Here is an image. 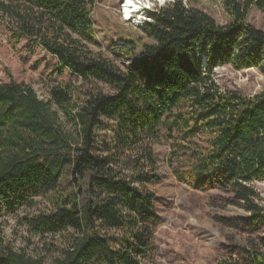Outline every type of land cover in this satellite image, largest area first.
<instances>
[{
  "label": "trees",
  "instance_id": "obj_1",
  "mask_svg": "<svg viewBox=\"0 0 264 264\" xmlns=\"http://www.w3.org/2000/svg\"><path fill=\"white\" fill-rule=\"evenodd\" d=\"M95 1L0 0L16 42L38 44L84 83L54 85L48 101L25 82L0 84V218L30 210L23 221L35 235L64 239L54 264H156L148 185L161 179L154 146L166 139L179 180L226 192L264 225V91H223L214 78L225 65L264 75V31L247 20L264 0H223L225 25L183 0L149 10L150 42L125 41L124 68L88 47ZM260 246L218 264H264V236ZM0 264L46 262L0 238Z\"/></svg>",
  "mask_w": 264,
  "mask_h": 264
},
{
  "label": "rangeland",
  "instance_id": "obj_2",
  "mask_svg": "<svg viewBox=\"0 0 264 264\" xmlns=\"http://www.w3.org/2000/svg\"><path fill=\"white\" fill-rule=\"evenodd\" d=\"M124 0H96L92 18L97 44H89L94 52L115 62L121 68L130 60L125 54L130 45L125 41L150 42L142 32L148 20L147 11L155 10L172 0L160 3L144 0L143 13L128 21L123 9ZM212 16L221 25L228 24L230 17L223 0H183ZM148 5L150 9H147ZM134 14V13H133ZM135 15V14H134ZM142 19V24L136 25ZM145 18V19H144ZM248 22L264 31V13L254 7ZM8 18L0 14V84L25 82L36 92L39 99L48 101L52 86L72 81L84 86L67 69L58 67L55 57L38 44L23 38L16 42ZM135 22V23H134ZM140 46L136 47L139 51ZM214 78L223 91H236L253 96L264 91V75L256 69L236 70L231 65L215 68ZM109 91L107 86H103ZM59 123L66 133L76 131L65 114L59 111ZM159 182L148 185L155 195V210L160 221L155 229L156 264H218L222 259H237V247L259 249L264 225L251 223V215L245 209L229 203V194L219 189L200 191L191 182L179 180L168 164L169 140L162 139L154 146ZM68 177L63 178L66 185ZM264 206V180L256 183ZM30 210L16 215L5 214L0 218V238L5 244L23 250L33 257L43 258L46 264H54L61 254L64 239L58 236L35 235L23 218Z\"/></svg>",
  "mask_w": 264,
  "mask_h": 264
},
{
  "label": "bare ground",
  "instance_id": "obj_3",
  "mask_svg": "<svg viewBox=\"0 0 264 264\" xmlns=\"http://www.w3.org/2000/svg\"><path fill=\"white\" fill-rule=\"evenodd\" d=\"M160 3L164 2L165 0H156ZM144 4V0H127L125 5L123 6L124 13L127 16H132L133 13L141 9V6Z\"/></svg>",
  "mask_w": 264,
  "mask_h": 264
}]
</instances>
